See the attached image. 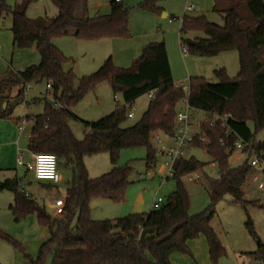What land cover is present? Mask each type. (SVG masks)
Returning a JSON list of instances; mask_svg holds the SVG:
<instances>
[{
    "label": "trees",
    "instance_id": "1",
    "mask_svg": "<svg viewBox=\"0 0 264 264\" xmlns=\"http://www.w3.org/2000/svg\"><path fill=\"white\" fill-rule=\"evenodd\" d=\"M53 1L58 7L55 16L30 17L31 0L20 1L13 9L0 7V16L5 13L13 16L15 46L36 47L41 56L38 64L0 80V117L11 115L10 107L3 110L1 106L6 101L10 103L13 89H19L16 99L20 100L25 98L28 85L50 83L52 89L47 88L44 112L26 118L33 120L31 148L35 153L55 154L58 163L62 156L71 159L77 173L67 188L64 216L51 214L31 193L21 190L20 178L0 180V191L15 194L10 210L16 221L36 214L39 223L50 233L37 259L31 258L1 227L0 240L11 242L33 264H48L50 257L49 264H173L171 255L175 252L192 255L189 242L203 234L212 264H219L227 250L212 225L217 203L226 195L247 210L249 205L260 202L245 199L244 188L253 172L248 158L237 166L230 164V158L235 141L240 138L249 141L257 152L264 151V141H258V135L264 133V0H214V9L221 14L222 24L210 21L205 14L185 15L182 19V39L192 53L216 56L237 50L240 58V71L234 78L225 68L216 70L217 83L202 76L190 77L192 106L211 114L232 116L225 126L220 121L203 125L192 143L194 147L204 148L212 162L220 166L218 177L206 174L202 179L211 198L210 206L200 213L189 212L190 197L182 177L208 164L192 155L176 163L174 177L179 186L159 207L149 213L107 220L92 219L91 200L94 197L125 200L132 168L116 165L121 150L146 147L147 166L152 167L157 158L153 136L158 131L167 135L174 133L177 111L186 91L175 82L165 41L148 44L129 67L118 66L110 56L97 71L78 79L73 67L66 68L71 58L57 47L54 39L67 35L85 40L130 37V10L121 2L112 1L109 13L91 16L89 0ZM142 4L159 13L162 11L157 0ZM192 31H203L206 37H196L197 44L190 45L185 35ZM102 81L111 84L116 96L122 95L124 104L117 99L112 113L97 121H86L85 137L78 139L70 126L72 120L80 119L73 109ZM151 91L155 95L141 119L124 126L130 113L127 105L132 106ZM101 152H109L115 166L110 172L91 178L83 158ZM75 215L78 219L74 229ZM246 226L257 241V249L245 254L254 260H264V243L250 217Z\"/></svg>",
    "mask_w": 264,
    "mask_h": 264
},
{
    "label": "rangeland",
    "instance_id": "2",
    "mask_svg": "<svg viewBox=\"0 0 264 264\" xmlns=\"http://www.w3.org/2000/svg\"><path fill=\"white\" fill-rule=\"evenodd\" d=\"M20 1L23 0H0V7L6 6L13 9ZM111 1L89 0L90 13L94 15L99 10L102 13L109 12ZM145 1L128 0L125 4V7L130 10V37L154 31L159 37L164 38L168 46L170 62L176 82L181 83L188 77L202 76L212 83H217L219 77L216 75V70L221 68H225L230 77L234 78L238 75L240 71V58L237 50L225 51L216 56H202L194 54L190 50L187 56H183L182 54L181 43L183 39L180 30L184 11L188 5L193 4L199 9V11L188 12V14L204 12L210 21L219 24L223 23L221 14L214 9L213 5L211 9L200 10L208 7L209 0H157V4L161 8L163 7L166 12L175 14L176 20L173 23H170L169 18H164L158 11L143 6L142 3ZM181 8L183 9L182 13H179ZM57 13L58 7L53 0H31L28 8L30 17L55 16ZM11 25H13V16L11 14L5 13L0 16V33L13 37ZM195 36L206 37V34L203 31H192L185 35V40ZM54 43L71 58V62L67 63L66 67L69 69L70 66H73L78 79L97 71L114 51V43L110 39L106 41H98V39L85 40L73 35H67L56 37ZM33 52H37L36 47L20 49L14 56V64L20 67L19 69H24L30 63L29 61H33ZM113 60L115 62L114 58ZM12 93L17 96L19 89H13L11 95ZM46 93L47 85L45 82L30 84L25 98L18 100L15 104L11 102V113L16 118L23 120L28 116L44 112ZM117 97L108 81H102L95 91L88 93L73 109L74 113L80 118L70 122L75 136L78 139H83L86 132V121H97L109 115L115 110L118 100L121 104H124L120 93H117ZM150 100L151 97L149 94H146L138 98L132 106L127 105L128 111L133 112L134 116L128 117L124 126H130L139 121L147 110ZM32 127L33 120L29 119L25 125V135L30 134ZM258 138H264V133H260ZM170 141L171 138L165 133L158 131L154 134L153 143L157 148V158L152 167L147 166L146 156L148 150L146 147H129L121 150L116 165H129L132 168L131 183L128 186L125 200L118 202L109 198L94 197L91 200L92 219L107 220L124 217L135 213L138 204L141 205L143 213H149L153 209L155 198L160 196L166 201L168 196L177 190L179 186V181L176 177L163 178V174L166 172L164 168L165 158L160 154V150L164 143H169ZM28 150L24 149L26 153H28ZM192 155L208 163L203 169L182 177L183 185L190 197L189 212L190 214H196L204 211L211 204V198L203 185L202 179L206 174L218 177L220 166L218 163L212 162L211 156L204 148L192 145L188 156ZM245 159L246 156L243 153L235 150L230 158V164L237 166L243 163ZM83 162L91 178L108 173L115 166L112 163L109 152L87 155L83 158ZM23 163V165H19L18 160H16L13 173L6 174L13 175L10 177L18 176L26 191L42 203L51 214L55 215V208L50 203V199L52 197L54 199L63 197L64 194L62 193L65 188L73 183L77 173L74 162L65 156L59 158L58 168L61 174V181L59 183L35 178L32 171H29L27 167L28 156L24 155ZM148 171H150V174L147 178H142L141 175L146 174ZM6 174L2 173L0 179L5 180ZM42 183L50 185V187L43 186L41 185ZM4 192L0 193V198H2L0 199V227L22 245L25 252L31 258L37 259L41 245L50 237L49 230L42 226L38 219L34 217H26L16 221L9 209L13 193L9 191ZM244 192L246 200H258L260 201L259 204H251L247 210L241 204L233 203L231 196L226 195L216 205L217 214L212 221V225L227 250L226 254L220 259L219 264H263L251 262L250 257L243 252L257 249V241L246 226L249 217L253 220L255 229L264 243V192L260 191L251 182L245 186ZM4 196H10V198ZM77 219L78 217L75 215L72 223V228L74 229L77 226ZM46 235L47 237L45 238ZM201 236L204 235L202 234L197 239L191 240L190 244L193 245L200 242L197 240H200ZM0 246L7 248L8 264H33L31 258H27L24 253L16 249L15 245L8 240H0ZM187 255L191 256V258L193 256V254ZM51 260L52 257L49 258L48 262L51 263ZM179 263L183 264V260H180Z\"/></svg>",
    "mask_w": 264,
    "mask_h": 264
},
{
    "label": "crops",
    "instance_id": "3",
    "mask_svg": "<svg viewBox=\"0 0 264 264\" xmlns=\"http://www.w3.org/2000/svg\"><path fill=\"white\" fill-rule=\"evenodd\" d=\"M112 1H117V0H112ZM112 1H111V3H112ZM119 2H121L125 5L128 2V0H120ZM111 3H110V11H111ZM212 5L215 6L214 0L213 1L209 0L208 7H204V9H200V10L211 9ZM190 6H193V8H189ZM182 10L183 9L181 8L179 13L180 12L182 13ZM194 11H199L198 7H196L193 4L188 5L184 11L185 13H184L183 17L185 15L205 14L204 12H200L197 14H188V12H194ZM109 12H107V13H109ZM89 13H90V7H89ZM107 13H102L99 10L94 15H92L91 13H90V15L95 16L98 14H107ZM161 15H163L164 18H169L170 23H173L176 20L175 14H171L169 12H166L163 7H162ZM12 27H13V25H11V31H12ZM196 37H200V36L191 37L189 39L197 41ZM108 39H110L112 41V43H114V51H113L112 55H110V56L115 59V62L120 67L128 66L136 58H139L141 56L144 48L148 44H150L152 42L165 41L164 38L162 39L161 37H159V35H157L154 31H149L147 33H143L140 35H134L130 38L104 37V38H101L100 40L98 39V41H101V40L106 41ZM165 43H166V41H165ZM174 44H175V42H174ZM58 46H60V45H58ZM166 46H167V43H166ZM167 49H168V46H167ZM18 51H20V49L17 48L14 44V36L10 37L8 34L5 36L3 33H0V79H3L4 77L11 76V75L15 76L19 70H23V69H19L20 67H17L14 64V56ZM33 53H34V56L32 59L33 61H29L30 63H28L26 66H29L32 64H38L40 62L41 56H40V53L38 52V50H37V52H33ZM168 55H169V52H168ZM169 60H170V55H169ZM71 67H73V66H70V68ZM171 67H172V65H171ZM73 69H74V67H73ZM173 76H174V73H173ZM176 84H178V82H176ZM9 100H10V103L14 102L16 100V94L12 93V95H11V93H10V99ZM10 103H9L8 107L11 106ZM1 108H2V106H1ZM2 109L5 110L4 108H2ZM17 119H19V118H16L12 113L9 117H0V176L2 175V173L3 174L4 173L5 174L6 173H13L12 171L16 166V160H18L20 151H22L24 153V155L28 156V162H32L33 158H34L35 152H33L32 148H31V135H32L33 127L31 128L30 134L25 135V129L26 128L24 127L23 131L20 132L19 127H20L21 122H19ZM169 143H171V141ZM24 149H29L28 153H26V151H24ZM10 176H13V175H7L6 174L5 178L6 179L15 178V177L18 178V176H15V177H10ZM0 180H2V179H0ZM41 185L46 186L48 188L50 187V185H47L44 183H42ZM68 187L69 186H67L65 188L64 192L62 193V194H64L63 197H65V198L67 196V188ZM9 192H11V191H9ZM0 193H5V192L0 191ZM4 197L10 198V196H4ZM0 199H2V198H0ZM10 200H11V203L9 204V209H10V205L13 204L15 201V194L14 193H13V196H11ZM53 201H54V197H52L50 199V203L52 205H53ZM28 217H34V218L38 219L36 214H32ZM46 237H47V235L45 236V238ZM201 237L202 238H200V240H197L200 242L196 241L197 243H195L193 245H191L189 242V247L191 248L192 253H193L192 258H191V256L184 254V253L183 254L174 253L171 255L172 263L173 264H180L179 263L180 260H183V264H212L208 241H207L205 236H201ZM255 250H253V251H255ZM250 252H252V251H250ZM7 253H8L7 248L5 246H0V264H8V259H7L8 254ZM243 253H248V252H243ZM175 255H182V256H175ZM252 260H254V259H252L250 257V261H252ZM176 261H177V263H176Z\"/></svg>",
    "mask_w": 264,
    "mask_h": 264
},
{
    "label": "built area",
    "instance_id": "4",
    "mask_svg": "<svg viewBox=\"0 0 264 264\" xmlns=\"http://www.w3.org/2000/svg\"><path fill=\"white\" fill-rule=\"evenodd\" d=\"M120 0H117L119 2ZM189 8H193L190 6ZM181 51L183 56H187L189 52L188 44L183 40L181 43ZM183 86L186 91V96L181 101L180 107L177 111L176 117V128L172 135H168L171 138V143H164L160 150V154L165 158L166 169L163 178L167 179L175 176V165L176 163L184 158L189 157L188 152L195 140L196 135L199 133L203 125H214L217 122H222L223 126L227 125V121L231 118V115L223 117L219 114H211L210 112L194 107L189 101V88H190V77L185 81L178 83ZM30 88L28 85L27 91ZM49 90L52 89L50 83L47 84ZM150 97L155 95V91L148 93ZM117 97V96H116ZM133 112L129 113V117H133ZM27 119H23L20 124V132L23 131ZM264 141V138H258V141ZM235 150H239L248 158L253 172L250 177V182L255 184L257 188L264 192V151L257 152L251 146L249 141L242 138L235 141ZM24 153L20 151L18 157V164L23 165ZM58 158L53 153H35L32 162H28L27 167L29 171H32L35 178L39 180H49L54 183L61 181V174L58 168ZM150 174L148 171L146 174H142V178H147ZM21 190L26 191L25 187H21ZM164 202L163 197H157L154 200L153 208L159 207ZM53 206L55 208L56 216H64L66 214V198L59 197L54 199ZM254 263H263L264 260H252ZM252 264V263H251Z\"/></svg>",
    "mask_w": 264,
    "mask_h": 264
},
{
    "label": "water",
    "instance_id": "5",
    "mask_svg": "<svg viewBox=\"0 0 264 264\" xmlns=\"http://www.w3.org/2000/svg\"><path fill=\"white\" fill-rule=\"evenodd\" d=\"M187 42L190 44V45H195V44H197V41H195V40H191V39H187ZM18 102V99H16L14 102H12V104H15V103H17ZM11 104V103H10ZM8 105H9V103L6 101V102H4L3 103V108L4 109H7V107H8ZM135 213H142V208H141V205L140 204H138L137 205V208H136V212Z\"/></svg>",
    "mask_w": 264,
    "mask_h": 264
}]
</instances>
